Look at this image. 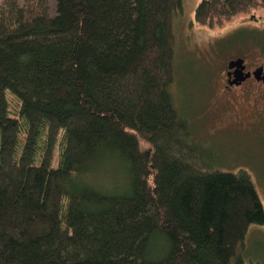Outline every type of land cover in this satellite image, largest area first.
<instances>
[{
    "label": "trees",
    "instance_id": "obj_1",
    "mask_svg": "<svg viewBox=\"0 0 264 264\" xmlns=\"http://www.w3.org/2000/svg\"><path fill=\"white\" fill-rule=\"evenodd\" d=\"M52 3H0V264H262L242 256L254 182L213 169L173 102L182 0ZM259 7L200 0L193 19Z\"/></svg>",
    "mask_w": 264,
    "mask_h": 264
},
{
    "label": "rangeland",
    "instance_id": "obj_2",
    "mask_svg": "<svg viewBox=\"0 0 264 264\" xmlns=\"http://www.w3.org/2000/svg\"><path fill=\"white\" fill-rule=\"evenodd\" d=\"M48 1L50 3L53 2V0ZM199 1L182 0V10L173 19L175 76L170 91L173 102L181 111H179L180 116L186 119H188L187 116H193L197 119L195 124L193 123V128L196 129V139L204 143L208 148L215 150V163L212 161L214 166L212 168L214 169L221 165L222 167H219L221 170L237 172L238 167L241 169L243 167L240 164L242 159L236 149L240 134L235 130L237 127L233 123L235 118L233 113L244 110V108L228 111L222 106V101L218 99L221 97L220 90L223 88L221 65H219V61H215L216 63L212 64L211 59L215 58L216 54L210 45L214 44L216 40H221L224 36L231 38L233 33L234 37L243 38V42H248L244 45H250L251 43V51L255 52L256 55L260 54L261 58V53H264V7L255 8L246 13H237L229 20L208 27L205 24L197 23L193 19L194 7ZM1 2L2 0H0ZM250 15L255 16L256 19L251 20ZM228 43L226 49L232 50L231 53L239 51L233 45L234 39H231V42ZM219 44H216V48L222 49ZM223 98L225 99L226 96ZM7 99L10 104V111L13 114L18 104L11 95ZM217 101L221 103V107L211 105L212 103L218 104L216 103ZM234 133H236L234 136L235 140L232 138ZM58 153L59 148L56 146L53 164H56L58 160ZM247 163L244 165L245 169L251 174L253 172L251 169H247ZM101 173L111 172L104 171ZM99 175L101 174L99 173L95 178L102 187H119V177H116L115 174L108 175L107 180L104 178L100 180ZM254 175L255 177L251 174L250 178L254 181L261 201L264 203V175L258 179L256 174ZM245 243L247 247L245 246L242 250L245 262H260L264 264V224L251 226Z\"/></svg>",
    "mask_w": 264,
    "mask_h": 264
},
{
    "label": "flooded vegetation",
    "instance_id": "obj_3",
    "mask_svg": "<svg viewBox=\"0 0 264 264\" xmlns=\"http://www.w3.org/2000/svg\"><path fill=\"white\" fill-rule=\"evenodd\" d=\"M228 37L224 36L210 45L216 54V57L211 59L212 64L219 61L221 65L223 88L218 99L228 111L244 108L233 113L235 117L233 123L237 127L235 130L240 134L236 149L242 159L240 164L243 167L238 169L248 172L249 176L252 174L255 177L256 174L258 179L264 175V53L260 50L262 55L260 58V54L256 55L251 51L252 44L244 45L243 41L234 37L233 33L231 38ZM231 39H234L233 45L239 49L238 52L231 53L232 50L226 49ZM218 43L222 49L216 48ZM234 61H238V65L229 66ZM231 126L233 127L232 124ZM235 135L236 133L232 137L234 140ZM246 163L247 169H251L253 173L250 174L245 169Z\"/></svg>",
    "mask_w": 264,
    "mask_h": 264
},
{
    "label": "water",
    "instance_id": "obj_4",
    "mask_svg": "<svg viewBox=\"0 0 264 264\" xmlns=\"http://www.w3.org/2000/svg\"><path fill=\"white\" fill-rule=\"evenodd\" d=\"M250 16H251V17H250L251 20H255V19H256L255 16H253V15H250ZM238 63H239L238 61H234V62H231L229 66L238 65ZM233 64H234V65H233Z\"/></svg>",
    "mask_w": 264,
    "mask_h": 264
}]
</instances>
